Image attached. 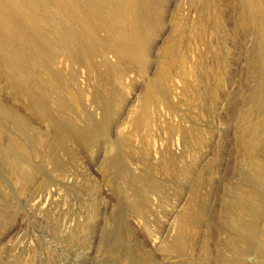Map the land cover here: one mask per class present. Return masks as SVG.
Here are the masks:
<instances>
[{
  "label": "rangeland",
  "instance_id": "rangeland-1",
  "mask_svg": "<svg viewBox=\"0 0 264 264\" xmlns=\"http://www.w3.org/2000/svg\"><path fill=\"white\" fill-rule=\"evenodd\" d=\"M22 1L0 0V264H264V194L251 232L227 209L264 160V0Z\"/></svg>",
  "mask_w": 264,
  "mask_h": 264
},
{
  "label": "bare ground",
  "instance_id": "bare-ground-1",
  "mask_svg": "<svg viewBox=\"0 0 264 264\" xmlns=\"http://www.w3.org/2000/svg\"><path fill=\"white\" fill-rule=\"evenodd\" d=\"M24 1V0H23ZM22 1V2H23ZM29 1H31V0H29ZM90 1V0H89ZM96 1V0H95ZM118 1V0H117ZM116 1V2H117ZM134 1V0H133ZM147 1V0H146ZM33 2V1H32ZM87 2V4H88V1H86ZM85 2V3H86ZM91 2H93V1H91ZM151 2V1H150ZM153 2V1H152ZM18 3V2H17ZM90 3V2H89ZM93 3H95V2H93ZM101 3L102 4H104L105 5V7H106V14H108V15H106L108 18L111 16V14H109V12H111L110 11V8L112 7V10L113 9H115L114 8V6L113 5H110V4H112V3H108L107 4V0H101ZM100 3V4H101ZM149 3V2H148ZM21 4V3H20ZM96 4H98L97 2H96ZM101 4V5H102ZM128 5V8L131 6V3L130 2H128L127 3ZM153 4V3H152ZM30 5H34V3L33 4H31L30 3ZM61 5V4H60ZM90 5V4H89ZM93 5V4H92ZM99 5V4H98ZM101 5H99L98 6V8L99 7H101ZM151 5V4H150ZM150 5H149V7H150ZM23 6V5H22ZM37 6V5H36ZM63 6V5H62ZM109 6H110V8H109ZM147 6V5H146ZM38 7H40L39 5H38ZM45 7V6H44ZM95 7H96V5H95ZM118 7H120L121 8V6H119L118 5ZM140 7V6H139ZM148 7V6H147ZM146 7V8H147ZM153 7H155V6H153ZM28 8H31V6L30 7H25V9H28ZM33 8V7H32ZM43 8V7H42ZM75 8V7H74ZM74 8H72V10H74ZM89 8V7H88ZM102 8H104L103 6H102ZM125 8V7H124ZM127 8V9H128ZM134 8V7H133ZM137 8H138V6H137ZM76 9V8H75ZM86 9H87V7H86ZM118 9V8H117ZM140 9H141V7H140ZM31 10H34V12H35V9L33 8V9H31ZM31 10H29L30 11V14H31ZM71 10V9H70ZM98 10V9H97ZM104 10V9H103ZM102 10V11H103ZM120 10H122V9H120ZM125 10H126V8H125ZM38 11H40V10H37L36 12L38 13ZM59 11V10H58ZM87 11V10H86ZM94 11V10H93ZM99 11H100V8H99ZM123 11V10H122ZM140 11V10H139ZM150 11V9L148 8V12ZM247 11V10H246ZM35 12V13H36ZM62 11H60V13H61ZM88 12H90V11H88ZM105 12V11H104ZM118 12V11H117ZM124 12H126V11H124ZM128 12V11H127ZM130 12V11H129ZM141 12V11H140ZM147 12V13H148ZM36 13V14H37ZM91 13V12H90ZM115 13V12H114ZM123 13V12H122ZM131 14H133L132 12H130ZM35 14V15H36ZM40 14V13H39ZM44 14V13H43ZM88 14V13H87ZM118 14H120V12L118 13ZM127 14V13H126ZM85 15V14H84ZM89 15V14H88ZM103 15H105V14H103ZM123 15V14H122ZM125 15V14H124ZM128 15V14H127ZM126 15V16H127ZM46 16V15H45ZM49 16V15H48ZM114 16V15H113ZM137 16V15H136ZM39 17V16H38ZM44 17V16H43ZM54 17V16H53ZM61 17V16H60ZM101 17V16H100ZM121 18H122V16H120ZM139 17V16H138ZM143 17H145V16H143ZM142 17V18H143ZM258 17H259V19H260V22H261V24H262V26H263V29H262V34L260 35L261 37H263V43L261 44L262 46L261 47H263L264 46V15H263V13H259V15H258ZM27 18H29L28 16H27ZM40 18V17H39ZM47 18V17H46ZM70 18H71V16H70ZM140 18V17H139ZM42 19V18H41ZM40 19V20H41ZM45 19V18H44ZM43 19V20H44ZM103 19V18H102ZM101 19V20H102ZM119 19V18H118ZM117 19V20H118ZM123 19H125V18H123ZM141 19V18H140ZM46 20H49V18L48 19H46ZM110 20H111V18H110ZM109 20V21H110ZM128 20H129V18H128ZM139 20V19H138ZM33 21H34V19H33ZM42 21V20H41ZM63 21V20H62ZM116 21V20H115ZM114 21V22H115ZM125 21V20H124ZM127 21V20H126ZM136 21V20H135ZM144 21V20H143ZM259 21V20H258ZM50 22V21H49ZM66 21H64V23H65ZM68 22H70V21H68ZM105 22V21H104ZM112 22V21H111ZM113 22V23H114ZM118 22V21H117ZM116 22V24H119V23H117ZM120 22H121V20H120ZM44 23V22H43ZM43 23H41V25H44ZM52 23V22H51ZM106 23V22H105ZM123 23V22H122ZM126 23V22H125ZM137 23V22H136ZM37 24H39L40 25V23L39 22H37V21H35L32 25H37ZM139 24V23H138ZM141 24V23H140ZM52 25V24H51ZM57 25V24H56ZM55 25V26H56ZM71 25L72 26H74L75 25V22H71ZM121 25V24H120ZM119 25V26H120ZM138 26V25H137ZM38 27V26H37ZM43 27H45V26H43ZM133 27H134V24H132V29H133ZM40 28V27H39ZM51 28V27H50ZM130 28V27H129ZM134 28H136V27H134ZM41 29V28H40ZM39 29V30H40ZM121 29V28H120ZM122 29H123V27H122ZM121 29V30H122ZM126 29V28H125ZM42 30V32H41V34H43V37L46 39V41H48L49 40V38L47 37V34H45V33H43V29H41ZM72 30L74 31V27L72 28ZM112 30V29H111ZM128 30V29H127ZM136 30H137V28H136ZM123 31V30H122ZM124 31H126V30H124ZM110 32V31H109ZM114 32V31H113ZM112 32V33H113ZM129 32V31H128ZM74 33V32H73ZM49 34H51V33H49ZM111 34V33H110ZM40 35V34H39ZM42 37V36H41ZM50 37H51V35H50ZM260 37V38H261ZM88 42V41H87ZM74 48V47H73ZM264 48V47H263ZM261 50H262V48H261ZM263 51V50H262ZM264 52V51H263ZM50 54V53H49ZM49 57V56H48ZM263 59V60H262ZM261 60H262V73H263V75L262 76H264V55H263V58H262ZM42 64V63H41ZM44 65H45V63H43ZM25 68V67H24ZM23 68V69H24ZM25 71H27V70H25ZM24 71V72H25ZM25 73H27V72H25ZM29 74V73H28ZM27 74V75H28ZM24 75H26V74H24ZM264 78V77H263ZM35 98V97H34ZM253 100H254V103H255V105H256V107L257 108H259L260 110H261V114H260V116L259 117H257L256 118V120L254 119V121H250V124H249V127L247 128V130H248V136H249V138L252 140V141H254V142H260L261 143V145L264 147V80L263 79H261V81H260V83H259V85H258V87H257V90H256V93H255V95H254V97H253ZM39 105V104H38ZM37 105V106H38ZM256 138V139H255ZM251 172H252V179H253V184L255 185V190H253L251 193H248L246 196H244L241 200H236V199H231L229 202H228V205H227V209L231 212V213H233V212H236V213H242L243 214V217L244 218H242V220L240 221L241 223H242V226L241 225H239L240 226V228L241 229H243V230H245L246 232H251L252 230H254L255 229V222H256V217H257V215H258V212L260 211L259 210V206H260V201H261V199H262V197H263V190L262 189H260L259 188V185L260 184H262L263 182H264V178H261V176L264 174V160H258V159H254L253 161H252V164H251ZM263 185V184H262ZM264 186V185H263Z\"/></svg>",
  "mask_w": 264,
  "mask_h": 264
}]
</instances>
